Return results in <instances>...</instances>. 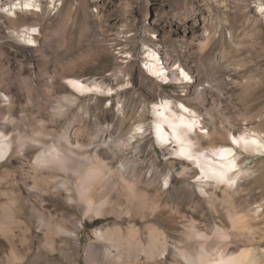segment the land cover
Segmentation results:
<instances>
[{
    "label": "rangeland",
    "instance_id": "obj_1",
    "mask_svg": "<svg viewBox=\"0 0 264 264\" xmlns=\"http://www.w3.org/2000/svg\"><path fill=\"white\" fill-rule=\"evenodd\" d=\"M11 1L0 0L2 121L11 129L15 150L20 133L27 143L25 159L15 154L0 162V264H87V248L96 240L93 231L116 225L127 231L128 225L135 224L147 241L149 227L155 226L170 242L181 247L191 242L189 248L196 250L185 218L195 217L199 227L212 233L217 224L232 227V208L240 215L260 209L254 225L264 236V152L251 154L238 148L241 166L250 175L239 187L228 188L235 202L224 197L223 188L216 190L217 201H208L197 185L196 173L182 176L179 171L185 163L171 157L169 149L153 137L152 101L162 97L178 101L185 92L179 82L163 84L145 68L149 47L158 48L174 78L180 63L194 65L205 81L198 100L203 106L202 125L212 134L211 139L201 138L204 146L228 143L221 130L225 124L256 129L264 138V0H41L42 10L19 13L14 19L3 12ZM24 25L37 28L39 49L11 31ZM68 77L95 79L115 92L79 96L68 85ZM139 123L145 124L144 133L128 151L122 150L120 142ZM66 133L73 144L79 140L89 153L105 156L111 173L125 163L132 178L143 176L142 184L148 186L154 178L151 195L160 189L163 205L170 203L179 210L176 222L165 212L147 218L115 212L91 220L76 201L65 207L57 197L47 195L54 191L67 198L59 184L48 187L42 181L43 192L32 187L35 179L54 174L56 168L58 176L52 181L78 180L73 170L78 162H87L83 156L71 154L74 160L62 161L47 153L49 161L40 170L23 165L26 160L34 163V157L48 146L60 144ZM25 173L31 187L17 183ZM165 176H170L168 186L163 184ZM117 194L113 192L114 199ZM9 211L14 217L7 215ZM58 222L73 230L78 224V233L57 235ZM230 245L228 251L234 243ZM255 246L264 250V239ZM177 251L174 248L169 254L170 264L174 258L192 264Z\"/></svg>",
    "mask_w": 264,
    "mask_h": 264
},
{
    "label": "bare ground",
    "instance_id": "obj_2",
    "mask_svg": "<svg viewBox=\"0 0 264 264\" xmlns=\"http://www.w3.org/2000/svg\"><path fill=\"white\" fill-rule=\"evenodd\" d=\"M40 10H42L41 0H12L3 8V12L12 19L18 18L19 13H33ZM36 30L37 28L33 25H24L20 28H13L11 31L23 41L31 43L33 49L37 50L41 45L37 35L39 33H36ZM145 52L146 71L163 84L179 82L185 92L183 96L180 95L178 101L172 97H162L161 100L152 101L151 112L154 116L152 129L156 143L162 148H168L171 157L185 163L179 171L182 176H188L192 172L196 173L197 185L203 194L209 196L208 201H217L219 196L216 192L223 188L224 197L234 203L233 196L227 193L228 188L239 187L243 178L250 175L249 171L241 166L238 148L251 154L264 152V138L261 132L256 129L242 130L232 126L231 128L225 124L221 126V130L228 143L204 146L201 138H212L210 131H207L206 127L202 125L203 106L198 101L202 95L200 86L205 83L204 79L197 73L194 65L188 62L179 64L178 73L174 78L173 72L164 63L158 48L149 47ZM190 78L193 81H189ZM66 81L79 96L92 93L112 95L115 92L110 85L95 79L68 77ZM77 99L78 96L74 100ZM63 106L60 104V107ZM3 110L4 106L0 102V162L5 163L15 154L25 159L24 150L27 139L23 133H20L17 136L19 144L15 150V140L12 138L13 136H10L11 129H8V124L2 121L5 115ZM144 131L145 124H137L131 135L120 142L122 150L128 151ZM47 153H51L53 156L57 155L62 161L74 160L71 154L88 159L87 162H78V166L74 167L73 171L78 174L76 182H72L69 177L56 182L52 181V177L58 176V173H55L57 168H52L54 174L37 178L32 185L43 192L45 189L42 181H46L48 187L59 184L61 189L67 192V198H62L59 194L49 190L47 195L52 198L57 197L65 207H69L71 201H76L83 216L91 220L107 217L115 212L119 215L122 212L142 214L143 218L157 216L165 212L169 215L170 221L176 222L175 214L179 210L170 203L163 205L160 189L155 188L157 194L151 195V185L155 183L154 178L149 180L148 186L142 184L144 183L143 176L136 174V178H132L125 163H122L121 167L114 171L117 175L115 176L111 173L112 168L105 156L98 152L89 153L87 145L79 140L73 144L68 133L63 135L60 144H52L38 153L34 157V163L32 160H26L23 165L27 164L38 171L41 169L42 163L49 161L50 157ZM62 166L64 167V165ZM65 167L67 166L65 165ZM23 170L28 172L25 168ZM28 176V173H25L21 180H17V183L22 182L23 186L31 187ZM109 178L110 186L107 184ZM169 183L170 176H165L163 184L168 186ZM113 192L118 193L115 199L112 196ZM121 194L125 195V202L121 200L123 197ZM233 207L235 208L234 205ZM7 215L10 218L14 217L10 211ZM259 215L260 209L257 207L253 212L244 215L238 214L232 208L229 211L232 227L227 228L224 224H217L212 233L199 227L195 222L197 221L195 217H186L185 228L189 230V241L196 239V250L190 249L191 242L185 243L184 247L174 241L170 242L168 235L155 226L149 227L148 241L141 234V228L139 227V229L135 224L128 225L127 231H124L121 225L101 227L93 231L96 240L92 241L87 248L86 262L87 264H101L102 262L104 264H170L169 254L174 248H177L178 255L185 262H192V264H264V250L255 246L264 239V236L258 232L254 225ZM80 222L85 224L82 219ZM78 227L77 224L76 229L73 230L66 223L58 222L54 229L55 233L59 235L61 232L78 233ZM54 239L52 237L51 242ZM231 243H234L233 250L228 251ZM241 244H243V248L236 251ZM174 259L173 264H184L181 260Z\"/></svg>",
    "mask_w": 264,
    "mask_h": 264
}]
</instances>
